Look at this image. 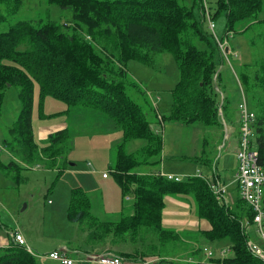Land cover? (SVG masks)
<instances>
[{
    "label": "trees",
    "instance_id": "1",
    "mask_svg": "<svg viewBox=\"0 0 264 264\" xmlns=\"http://www.w3.org/2000/svg\"><path fill=\"white\" fill-rule=\"evenodd\" d=\"M46 1L69 10L71 20L63 23L42 22L40 18L17 20L0 31V113L8 87L18 88L21 104L15 125L9 130L12 136L3 141V147L23 162L34 161L42 153L50 164L66 151L68 128L50 134L41 148L37 146L31 123L36 91L39 106L49 96L65 103V111L73 106L95 109L109 117L122 132L111 166L121 190L122 210L115 219L100 220L89 210L87 193L80 188L72 191L67 218L76 223L87 222L92 245L104 249L138 245L134 250L138 253L147 241L143 235L151 233L159 251H165L167 248L163 246L177 242L179 237L162 227V211L166 198L177 196L190 202L198 218L207 220L209 228L200 230L204 236L210 242H228L231 255L206 261L162 257L154 264L165 261L167 264H263L247 249L241 223L252 213L239 196L238 202L224 204L215 199L205 180L198 176L174 181L157 172L141 170L159 161L162 138L147 118V112L127 93L129 86L139 90L126 70L129 59L150 64L155 53L169 52L177 63L180 77L172 91V110L169 116H159L151 105L155 121L200 123L222 132L226 118L232 120L234 108L222 89L216 90L222 74L218 71L215 78L214 75L223 57L205 23L202 1ZM22 2L0 0V23L17 13ZM261 8L262 0H217L212 18L216 20L222 15L227 33L234 31L236 22L245 21L243 32L249 25L264 21L257 18ZM239 74L248 106L255 113L252 148L258 152V163L264 168V55H257L251 63L243 65ZM131 140L143 143L127 151ZM202 157L204 163H213L205 150ZM12 166L18 165L12 161L3 164L0 160V169ZM128 194L133 198L126 209L124 196ZM125 259L139 261L132 257ZM142 260L147 259L142 257ZM0 264L41 262L23 246L10 241L0 247Z\"/></svg>",
    "mask_w": 264,
    "mask_h": 264
},
{
    "label": "rangeland",
    "instance_id": "2",
    "mask_svg": "<svg viewBox=\"0 0 264 264\" xmlns=\"http://www.w3.org/2000/svg\"><path fill=\"white\" fill-rule=\"evenodd\" d=\"M178 1L190 2V0ZM201 1L203 11L204 3L203 0ZM206 2L213 12L217 0H206ZM38 18L42 22L51 20L63 23L71 20V13L69 10L49 4L46 0H23L18 12L0 23V31L6 30L17 20L36 21ZM257 18L264 19V0H262V8ZM214 21L217 33L219 35L225 33L224 17L221 15ZM246 23L245 21L236 22L234 31L229 32L228 40L223 38L226 42L225 45L230 46L231 50L229 49L227 57L224 56L222 64L218 66L215 73L217 75L220 71L222 74L216 90L221 88L228 103L234 108L232 120L226 118L222 132L221 129L212 128L213 130H211L200 123L184 124L168 119L160 123L155 121L151 105L160 116H169L173 102L172 91L180 77L177 63L169 52L155 53L151 56L150 64L135 59L127 61L128 76L136 82L139 88L137 90L135 87L129 86L127 93L147 112V118L153 122L162 138L159 161L150 166H144L141 170L161 171L163 174L175 175L182 181L201 174L214 182L213 176L216 172L220 175L222 184H224L223 180L229 182L232 179L235 168V158L232 153L238 134L239 112L237 105L241 100V90L243 89L239 73L243 65L251 63L257 55H264V21L253 23L241 32ZM87 38L89 37L87 36ZM216 46L220 51L217 43ZM35 95L36 99L34 98L32 107V130L43 124L52 134L59 130L57 123L60 124L64 120L69 129L67 148L63 155L54 160L53 164H50L42 153H38L34 161L23 162L17 158L19 156H12L3 150L2 143L5 139L11 138L9 130L15 125L21 108L18 88L11 86L5 89L0 113V160L3 164L12 161L18 166L0 169V247L7 246L11 240L9 233L17 230L22 233L29 246L39 255L59 250V246L64 245L69 249H79L81 258L84 255L83 252L86 250L90 252L93 239L90 238L91 229L86 221L76 223L67 218L70 197L74 189L80 188L87 193L89 210L94 216L100 220L115 219L118 216L105 211L119 209L122 201L120 187L110 168L115 163L116 145L122 141L121 130L116 126L114 130L109 128V125H112V121H109L111 119L108 117V122L98 119L100 114H97L99 111L95 109L73 106L69 108L70 111L67 114H63L61 111L64 107L67 109L65 103L46 96L39 106L37 91ZM48 114L49 118L47 119L45 115ZM55 125L56 128H53ZM204 141L208 142L207 145L203 144ZM35 142L41 148L47 140H40V142L35 140ZM142 143L141 140H131L127 143L126 150H135ZM204 150L213 161L210 165L202 161ZM103 173H106L108 177L103 178ZM126 196L131 197L124 199L125 208L128 209L130 207L129 200L133 198V195L128 194L124 198ZM101 199L105 211L101 205ZM166 200L167 204H170L165 208L168 210V214L170 211V215H172L175 208L177 212L183 210L181 215L177 214L174 218L184 220V226L162 223L164 229H175L173 232L177 233L176 236L179 237L177 242L163 246L167 248L164 249L165 251H159L157 248L159 245L154 243L156 240L154 235L148 233L143 235L147 241L145 246H142L140 251L138 250V253L134 252L138 245L132 244L106 249L95 245L98 248H94L96 252L93 253H113L123 258L132 257L133 260L141 261H143L142 257L156 261L162 257L206 261L209 260L205 255L204 249L206 248L213 252L211 258H221L220 251L229 247L228 242L225 240L210 242L204 236L200 230L207 226L205 222L207 220L198 218L193 206L189 208L187 205L188 201L177 196H168ZM234 202H238L236 198ZM248 231L250 232L249 236L254 238L253 228ZM105 244L108 245L107 242ZM147 252L153 253L147 254ZM230 255L231 250L224 253L223 256ZM37 259L41 264L47 260L42 257H37ZM50 262L56 263V261Z\"/></svg>",
    "mask_w": 264,
    "mask_h": 264
},
{
    "label": "built area",
    "instance_id": "3",
    "mask_svg": "<svg viewBox=\"0 0 264 264\" xmlns=\"http://www.w3.org/2000/svg\"><path fill=\"white\" fill-rule=\"evenodd\" d=\"M203 3V14L207 28L220 48L221 56L223 58L224 56L227 57L230 50L228 45H225L226 42L223 38L228 40L227 37L230 33L228 32L224 36L217 33L211 9L206 0H203ZM214 76H216V74ZM237 108L239 116L234 180L237 185L238 196L252 213L250 218H245L242 221L241 226L246 234L247 249L254 257L258 258L264 264V168L258 163V152L256 149L252 148L251 141L254 134L253 121L255 113L249 108L243 90H241V100L239 101ZM157 174L170 180L181 181L179 177L172 174H163L161 171L157 172ZM102 176L106 177V173H103ZM198 177L205 180L218 202L225 203L227 201V186L225 184H222L219 181L212 182L208 177H204L201 174H199ZM127 198L128 196L125 197V199ZM251 228H253L255 232L254 238L249 236L250 232L248 230ZM10 236L13 241L23 246L30 254L36 257L54 260L59 264H73L75 261H89L93 264H132L122 256L113 253H84L81 258L71 259L65 249H59L39 255L34 253L27 246L23 235L19 231H13ZM204 251L206 257L211 258L213 256L211 250L205 248ZM226 252H230L229 247L220 251L221 257H224L223 255ZM155 261L156 260L154 259H147L145 261L139 260V263L137 264H154ZM162 264L167 263L165 261Z\"/></svg>",
    "mask_w": 264,
    "mask_h": 264
},
{
    "label": "crops",
    "instance_id": "4",
    "mask_svg": "<svg viewBox=\"0 0 264 264\" xmlns=\"http://www.w3.org/2000/svg\"><path fill=\"white\" fill-rule=\"evenodd\" d=\"M261 19H263V18H261ZM229 49H230V46H229ZM231 50V49H230ZM223 60H224V58H223ZM234 74V76H235V73H233ZM243 90V89H242ZM222 94V93H221ZM35 99H36V97H35ZM58 101V100H57ZM61 102V101H60ZM63 103V102H62ZM238 106V105H237ZM62 110V109H61ZM66 110V108L64 107V109L61 111V113H63V114H67L69 111H65ZM157 112V111H156ZM53 114H56V115H59L60 113H53ZM97 114H100V116L99 117H97L98 119H102V120H105L106 122H108V120H109V118L106 116V115H104V114H102V113H97ZM159 114V113H158ZM46 116V118L48 119L49 117V114L48 115H45ZM159 116H160V114H159ZM58 117H61V116H58ZM109 121H111V120H109ZM112 123V125L110 124L109 125V128L111 127V128H113L112 130H114L115 129V125L113 124V122H111ZM159 123V122H158ZM153 126H154V124H153ZM224 126H225V124H224ZM57 127H58V129L60 130V129H64V128H68L67 127V123H65V121L64 120H62L61 122H60V124L59 123H57ZM226 127H227V125H226ZM53 128H56V125H55V127H53ZM154 129H157V128H155V126H154ZM159 131V130H158ZM157 131V132H158ZM33 133H34V139L35 140H39V142H40V140H47V138H48V136L50 135V133H49V130H48V127L45 125V126H43V124H41L40 126H38L37 127V129H35L34 130V128H33ZM159 133V132H158ZM121 134H122V132H121ZM160 134V133H159ZM237 139H238V134H237V136H236V140H235V146H234V150H233V156H234V158H235V153H234V151H236V147H237ZM1 148H2V146H1ZM3 150H6V149H4V148H2ZM7 151V150H6ZM8 152V151H7ZM9 153V152H8ZM9 154H11V153H9ZM111 168V167H110ZM235 169H236V158H235V168H234V171H233V173H232V179L229 181V182H226V181H224L223 179V183L227 186V190L229 189V188H231V187H233V188H231L230 190H228L227 192H226V198H227V201H226V204L228 203V204H233V202H234V200H235V198L237 199V196H238V194H237V185H236V182H235V180H234V174H235ZM214 170V169H213ZM215 173V172H214ZM108 176H106V177H103V178H107ZM213 180L214 181H219V182H221L220 181V175L218 174V172H216L215 173V175L213 176ZM100 198H101V195H100ZM128 198H131L130 196H128ZM182 199H184L185 201H187V199L186 198H184V197H181ZM174 204H176V203H174ZM101 205H102V207H103V202H102V199H101ZM166 205H170V204H167L166 203ZM187 205L189 206V208H190V204H188L187 203ZM166 207H168V206H165V208ZM119 209H108V211H105V209H104V207H103V210L106 212V213H110V214H116L115 216H117L118 214H120V212H121V210H122V201H121V204L119 205V207H118ZM165 208H164V210H163V216H162V222L161 223H171V224H175L176 226L177 225H179V226H184V220H182V219H176V218H174V216H176L177 214H182V211H179V212H177L176 210V208L175 209H173V213H172V215H170V211H169V214L167 213L168 212V210H165ZM185 208V207H184ZM91 212V211H90ZM92 213V212H91ZM92 215H94L93 213H92ZM167 215H169V216H167ZM166 216V218H164ZM172 216V218H170ZM203 221H205V220H203ZM206 223H207V226L204 228V229H202V230H206V229H208L209 228V223L207 222V221H205ZM167 230V229H166ZM175 229H170V231H174ZM20 232V231H19ZM21 233V232H20ZM22 234V233H21ZM9 236H10V233H9ZM10 238H11V240L10 241H13V239H12V237L10 236ZM25 239V238H24ZM25 241H26V243H27V240L25 239ZM7 245V244H6ZM27 245H28V247L34 252V250L29 246V244L27 243ZM60 248L59 249H65L67 252H68V256L71 258V259H76V258H80V252H79V249H77V248H66L64 245H60L59 246ZM94 248H98V247H95V245H91V247H90V249H89V251L90 252H87V250L85 251V252H83V253H93V252H96V251H94ZM58 250V249H57ZM53 251V250H52ZM52 251H49V252H52ZM49 252H45V253H49ZM35 253V252H34ZM82 253V252H81ZM37 254V253H36ZM50 261H54V260H50V259H47L46 261H44L43 262V264H59V263H55V262H50ZM129 263H132V264H137V263H139L138 261H130ZM73 264H93L92 262H84V261H75Z\"/></svg>",
    "mask_w": 264,
    "mask_h": 264
}]
</instances>
